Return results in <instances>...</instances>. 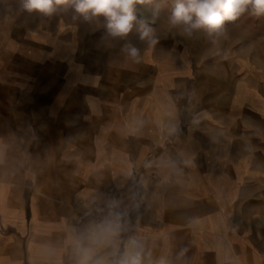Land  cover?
Here are the masks:
<instances>
[{
  "label": "crops",
  "instance_id": "0c3cea01",
  "mask_svg": "<svg viewBox=\"0 0 264 264\" xmlns=\"http://www.w3.org/2000/svg\"><path fill=\"white\" fill-rule=\"evenodd\" d=\"M23 2L0 0V264H119L132 237L142 264H264V13L188 34L187 0H144L121 38Z\"/></svg>",
  "mask_w": 264,
  "mask_h": 264
},
{
  "label": "clouds",
  "instance_id": "9594fccd",
  "mask_svg": "<svg viewBox=\"0 0 264 264\" xmlns=\"http://www.w3.org/2000/svg\"><path fill=\"white\" fill-rule=\"evenodd\" d=\"M61 2L62 0H24L23 8L29 13L38 11L44 15H51L55 11L54 3ZM137 3H144V0H75V10L85 17L90 12L92 15H103L107 20L106 26L110 35L123 38L132 30L133 21L136 19L134 8ZM249 4L252 5L255 14L264 13V0H187V3L176 5L170 23L174 26L183 25L184 32L188 34L194 29H204L211 34L220 30L224 21L236 19ZM150 33L151 29L145 27L142 38L149 37ZM127 52L138 61L139 52L135 47L128 46ZM121 227L117 214L115 220L108 221L102 226L100 233L93 237L91 243L103 245L113 242L119 236ZM142 250V245L136 238H129L119 264H142ZM94 251L93 247L80 248V264H108L104 258L94 260Z\"/></svg>",
  "mask_w": 264,
  "mask_h": 264
},
{
  "label": "bare ground",
  "instance_id": "6f19581e",
  "mask_svg": "<svg viewBox=\"0 0 264 264\" xmlns=\"http://www.w3.org/2000/svg\"><path fill=\"white\" fill-rule=\"evenodd\" d=\"M155 238V237H154Z\"/></svg>",
  "mask_w": 264,
  "mask_h": 264
}]
</instances>
